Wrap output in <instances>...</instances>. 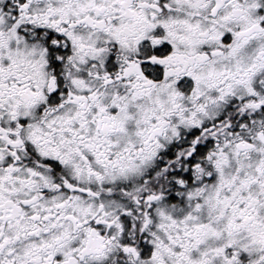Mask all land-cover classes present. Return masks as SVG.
Returning a JSON list of instances; mask_svg holds the SVG:
<instances>
[{
	"label": "snow or ice",
	"instance_id": "6c2138e0",
	"mask_svg": "<svg viewBox=\"0 0 264 264\" xmlns=\"http://www.w3.org/2000/svg\"><path fill=\"white\" fill-rule=\"evenodd\" d=\"M0 264H264V0H0Z\"/></svg>",
	"mask_w": 264,
	"mask_h": 264
}]
</instances>
